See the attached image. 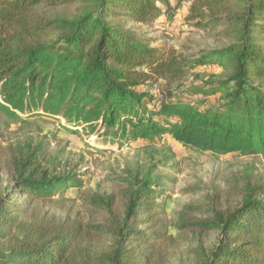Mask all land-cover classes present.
I'll return each instance as SVG.
<instances>
[{
    "label": "trees",
    "instance_id": "1",
    "mask_svg": "<svg viewBox=\"0 0 264 264\" xmlns=\"http://www.w3.org/2000/svg\"><path fill=\"white\" fill-rule=\"evenodd\" d=\"M182 3L217 46L166 50L133 25L168 13L170 0H0V113L61 118L117 143L167 137L199 155L264 157V0ZM197 67L219 73L174 97ZM57 167L44 140L0 145V264H166L157 178L129 173L115 193L86 192L81 216L64 197L83 182ZM232 190L234 203L217 192L212 206L185 205L181 227L215 235L190 264H264V180L247 176Z\"/></svg>",
    "mask_w": 264,
    "mask_h": 264
},
{
    "label": "rangeland",
    "instance_id": "2",
    "mask_svg": "<svg viewBox=\"0 0 264 264\" xmlns=\"http://www.w3.org/2000/svg\"><path fill=\"white\" fill-rule=\"evenodd\" d=\"M176 2L170 0L172 9L168 13L161 10L160 16L149 24L133 25L152 36L155 46L166 50L197 55L217 46L218 41L210 31L195 27L187 20L188 3L176 6ZM217 73L219 69L213 67L195 68L179 82L181 86L174 97H182L186 89L202 85L210 75ZM165 88L159 80L150 92L160 96ZM217 104L218 100L214 99L206 102V106L215 107ZM39 140L47 143V156L54 158L59 172L77 173V178L83 182L79 191H69L64 197L74 210H81V216L88 215L84 201L86 192L115 193L129 173L138 172L140 177L147 173L151 178H157L159 183L151 185V194L157 203L158 216L163 220L165 232L172 237L166 248V264H190L194 261L198 244L202 243L205 247L215 242V235L198 239L196 234L181 227V213L185 211V205L212 206V198L217 192H222L218 201L221 204L224 201L234 203V185H240L247 176L264 180V157L257 154L199 155L182 149L167 137L161 138L158 143L139 140L117 143L105 139L101 129L74 128L61 118L31 117L26 123H20L0 113L1 146L27 142L35 144ZM6 183V175L0 172V184L3 186ZM160 185L162 187H158ZM193 216L203 218L205 215Z\"/></svg>",
    "mask_w": 264,
    "mask_h": 264
}]
</instances>
